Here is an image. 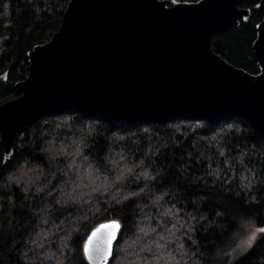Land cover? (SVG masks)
Instances as JSON below:
<instances>
[{
	"label": "trees",
	"instance_id": "trees-1",
	"mask_svg": "<svg viewBox=\"0 0 264 264\" xmlns=\"http://www.w3.org/2000/svg\"><path fill=\"white\" fill-rule=\"evenodd\" d=\"M68 1L0 0V104L20 95L15 84L28 73L27 53L58 30ZM258 2L242 0L240 6L250 10L249 19H240L237 26L212 37V49L217 54L251 74L260 71L252 50L256 24L263 14L256 7ZM42 138L47 139V156L39 150ZM68 150L76 157V168L84 166L86 172L91 171L88 163L97 169L110 163L114 178H120L128 196L120 205L109 206L106 219L99 220L77 241L82 252L87 235L96 225L118 220L120 231L107 263L113 264L116 245L129 231L128 224L143 217L149 244L168 233L185 245L195 239L204 250L235 241L237 252L243 254L234 264H264V232L246 249L239 245L247 223L264 229V137L244 117L175 115L112 121L74 107L41 115L16 133L6 161L0 144V175L21 158H28L38 169L35 177L43 176L45 187L29 202L19 189H12L21 205L13 210L16 238L38 224L40 217L34 213L53 199L48 193L64 179ZM237 156L242 157L243 164L237 163ZM149 169L156 174L155 180L140 179ZM6 195L0 192V197ZM8 211L4 201L0 218ZM70 214L69 210L45 217L50 223L41 231H57V221L63 224L64 216ZM148 229L154 230L155 236ZM82 264H90L84 254Z\"/></svg>",
	"mask_w": 264,
	"mask_h": 264
},
{
	"label": "water",
	"instance_id": "water-1",
	"mask_svg": "<svg viewBox=\"0 0 264 264\" xmlns=\"http://www.w3.org/2000/svg\"><path fill=\"white\" fill-rule=\"evenodd\" d=\"M242 0H69L57 31L28 53L20 95L0 104L4 161L16 133L41 115L74 107L112 121L175 115H240L264 137V0L252 50L260 71L251 74L212 49L216 32L248 20ZM103 259L120 231L118 220ZM88 245L89 250H85Z\"/></svg>",
	"mask_w": 264,
	"mask_h": 264
},
{
	"label": "clouds",
	"instance_id": "clouds-1",
	"mask_svg": "<svg viewBox=\"0 0 264 264\" xmlns=\"http://www.w3.org/2000/svg\"><path fill=\"white\" fill-rule=\"evenodd\" d=\"M240 132V129H236ZM39 150L47 156V139L42 138ZM69 159L65 164L64 179L54 191L48 195L53 199L41 204L34 215L40 217L38 224L25 233L22 238L15 237L17 223L13 210L18 204L13 188L19 189L29 202V198L45 191L41 183L43 176L37 179L36 165L28 158H21L11 168L0 175V192L6 196L0 197V208L7 202L9 211L0 218V264H82L83 252L77 243L99 220L106 219L109 206L120 205L128 199L127 189L119 177L113 176L115 169L101 166L97 169L93 163H88L86 172L84 166H75L76 157L68 150ZM87 160V157H84ZM237 163L243 164L241 156ZM79 173V176L77 175ZM156 174L149 169L140 179L155 180ZM135 195V193H134ZM151 202V194H148ZM71 212L63 218V224L57 221V231H41L50 223V217L56 213ZM147 220L136 217L128 224L129 231L123 236L115 248L113 264H234L243 252H237L235 241L217 244L210 250H204L199 242L192 240L191 245L181 244L178 238H159L158 242L147 243L143 227ZM104 225V224H101ZM101 225L96 228L91 237L103 247V237L106 229ZM151 236L155 231L147 230ZM94 233L97 235L94 237ZM94 247L92 262L95 264Z\"/></svg>",
	"mask_w": 264,
	"mask_h": 264
},
{
	"label": "snow or ice",
	"instance_id": "snow-or-ice-1",
	"mask_svg": "<svg viewBox=\"0 0 264 264\" xmlns=\"http://www.w3.org/2000/svg\"><path fill=\"white\" fill-rule=\"evenodd\" d=\"M118 226H119L118 223L115 221L108 223V224L101 225V227L106 229V231H105L104 237H103V245L104 246L102 247L100 243H95V246H94V250H95L96 256L98 258L103 259V256L107 253L108 245L111 244V242L115 236V230L117 229ZM261 231L264 232V229H261ZM96 235L97 234L94 233V237ZM93 240H95V239L93 237H90L89 238V244H91ZM85 250L86 251L89 250L88 245L85 246ZM89 259H92L91 253H89Z\"/></svg>",
	"mask_w": 264,
	"mask_h": 264
},
{
	"label": "rangeland",
	"instance_id": "rangeland-1",
	"mask_svg": "<svg viewBox=\"0 0 264 264\" xmlns=\"http://www.w3.org/2000/svg\"><path fill=\"white\" fill-rule=\"evenodd\" d=\"M261 229L263 228L257 227L253 223H247L243 233L240 236V248L244 250L247 247L251 246L256 237L262 233Z\"/></svg>",
	"mask_w": 264,
	"mask_h": 264
}]
</instances>
